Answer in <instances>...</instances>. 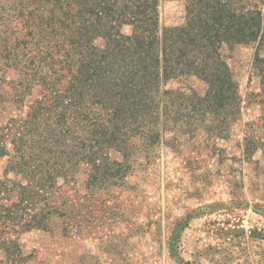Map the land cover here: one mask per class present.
<instances>
[{
    "label": "trees",
    "instance_id": "16d2710c",
    "mask_svg": "<svg viewBox=\"0 0 264 264\" xmlns=\"http://www.w3.org/2000/svg\"><path fill=\"white\" fill-rule=\"evenodd\" d=\"M163 2L184 4L181 25L161 27ZM238 47L260 80L246 101L226 55ZM190 80L204 93L167 88ZM250 99L251 162L264 158V0H0V251L32 231L89 236L163 135L228 140Z\"/></svg>",
    "mask_w": 264,
    "mask_h": 264
},
{
    "label": "rangeland",
    "instance_id": "374dc122",
    "mask_svg": "<svg viewBox=\"0 0 264 264\" xmlns=\"http://www.w3.org/2000/svg\"><path fill=\"white\" fill-rule=\"evenodd\" d=\"M184 16L183 3L161 4L162 28L181 25ZM254 52L249 47L226 52L245 101L260 92ZM183 86L205 91L193 80L167 88ZM252 99L228 140L214 142L215 132L163 135L156 157L130 179L131 189L107 198L113 210L93 213L89 236L15 234L19 249L10 256L0 251V264H264V158L243 157L251 129L245 125L254 123L262 135ZM5 166L0 162V176Z\"/></svg>",
    "mask_w": 264,
    "mask_h": 264
}]
</instances>
